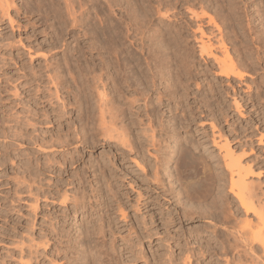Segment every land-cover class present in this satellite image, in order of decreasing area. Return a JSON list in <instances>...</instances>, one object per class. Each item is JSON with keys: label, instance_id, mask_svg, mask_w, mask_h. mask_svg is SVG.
Segmentation results:
<instances>
[{"label": "rangeland", "instance_id": "374dc122", "mask_svg": "<svg viewBox=\"0 0 264 264\" xmlns=\"http://www.w3.org/2000/svg\"><path fill=\"white\" fill-rule=\"evenodd\" d=\"M40 1L23 0L25 4L23 7L22 0H15L16 7H11L8 13V16L12 18V24L9 22L8 16L0 12V264H73L79 254L84 252V246L81 243L76 244L77 251L75 252L74 248L69 246L80 240L81 221L88 215L87 213L81 214L80 211L74 214L70 209L72 207L70 203L68 207L63 206L56 199L52 200L51 195L56 191L60 193L65 190L71 195L75 191L80 192L83 190L82 188L90 193V185H93L94 188L101 189L100 194L108 196L109 192L106 187L110 183L119 199L124 203L127 217L125 220H120V214L114 212L115 210L110 212V216L118 222L117 228H120L118 231L124 236L130 229H134V226L140 233L141 229L143 230L141 226L145 222L144 227L149 230L151 237L144 238L141 246L138 244L137 238H134V241L138 246L136 249L143 250L152 264L154 263L152 254L158 255L164 249L163 241L160 240L165 235L163 217L169 221L176 212L182 211V209L193 210L195 213L191 218L185 217L182 220L175 217L172 224L169 223L171 225L169 236L179 235L180 240L177 242L182 245L186 244L188 250L197 254L191 259L193 264L196 262L208 264L216 260L223 264V261L220 260L221 256L214 255V250L218 248L224 233L223 229L226 226L223 222L224 217L230 218L232 215L231 219H233L235 214L237 219L241 218L239 220H242L245 217L252 218V214L248 216L244 214L238 206L236 198L228 192V186L221 185L223 179L218 180V177H213L214 183H212V181L207 179L205 181L202 178L200 181V177L213 172L222 174L221 177L228 180V174L225 173L221 160L222 154L220 155L222 149L213 145L211 141L213 132L216 141H222L225 137L233 149L244 141L247 144L251 141L253 148L251 157L257 155L264 159L262 156L264 147L259 146L256 142L261 132L264 135V68H260L261 70L258 69L256 72L251 70L250 76L245 78L246 86L249 85L247 88L242 85L239 94L235 95L240 106L238 104L234 108L233 104H230L233 95L230 88L227 95L223 91L220 93L221 97L214 95L209 89V85L220 81H217L215 75L217 69H210L207 76L203 77V70L210 68L207 65L210 60L199 56L193 28H191L195 27V20L189 18L186 8L193 2L191 7L195 11L199 9L197 14L207 12V14L216 16L215 13L220 12L221 18L227 15L229 20L224 22L226 23L224 33L230 35L233 40L232 29L238 23L233 17V12L223 7L225 1L228 0H193L192 2L191 0H184L185 2L181 0L177 9L182 13L184 20L190 23L189 30L181 33L184 47L182 49L175 46L172 40H168V36L163 31V37L169 42V45L163 46V81L165 80L163 86L175 83L174 87H171L172 91L175 90L171 94L175 96L169 94L170 100L165 97L164 102L168 106L164 105L159 109L165 124L162 134L167 137L172 130L176 129L177 131L175 130V135L167 139L168 144L162 143L167 149H170L169 152H172L171 149L175 145L176 151L171 153L172 159L170 158L164 164L160 163L158 170L161 181L164 179L163 183L173 189L174 193L171 189L173 196L177 195L173 197L171 204L163 201L159 188L156 191L160 193L159 195L149 189L154 187L148 180L150 172L152 173L153 170L154 159L145 149L148 144L144 141L145 148L141 149L139 154L127 152L129 149L121 146L117 138L103 135L100 129L97 110L99 109L97 91L100 81L97 80V76L100 73V67L96 51L97 43L93 36L101 16L98 14V7L90 9L91 20L88 27L85 28L86 31H77V27L70 31L71 28L68 27L69 23L67 17L63 15L64 13L61 17L54 16L47 5L45 6L43 0ZM230 1L232 2V0ZM198 2L201 5L198 6ZM233 2L240 7V12L249 9L248 11L252 15L250 18L254 19L253 25H257L259 30H263V24L259 22L264 16V0H245V2L233 0ZM29 3L33 5V8H30ZM256 3H258L257 6ZM253 8H258L263 14L258 17L259 13L253 12ZM114 9L110 13L114 14L115 20L120 21V8L117 6ZM221 18L216 19V22L222 25ZM171 20V17L169 21L163 20V26L168 25ZM156 22L155 20L154 23ZM242 22L246 23L244 20ZM207 27L211 26L207 25ZM236 43L239 44V42ZM127 44L129 43L127 42ZM232 49L230 47L232 55L238 58L237 53ZM119 56L124 57L125 52L120 51ZM186 62L189 65L185 64ZM243 62L251 65L252 59H245ZM49 70L50 73L47 75ZM109 71L107 69V73ZM54 75L57 76V80H53ZM182 85L187 87L186 90L180 91L183 89ZM223 85L226 87L225 84ZM184 91L186 95L182 98ZM256 93L260 97L256 96ZM155 96L153 94L152 98L154 99ZM249 96L257 98L253 102ZM108 99L110 107L117 106L114 104L116 101H114L115 97L112 93L108 95ZM123 100L121 99L122 102ZM178 100L179 102L181 100L179 104ZM220 100L223 102L221 107L224 106L222 111L225 112L222 116L218 114L216 106ZM121 101L116 103L120 104ZM186 114L189 117L191 115L193 119L184 118ZM105 116L108 120L107 114ZM218 118L219 123H216ZM210 121L216 123L215 131L211 130ZM141 127V125L133 126V134L138 138L143 136V133L140 132ZM166 131L167 133H165ZM217 131L220 134L224 133L225 136L217 138ZM158 133H156V137L159 136ZM186 146L185 154L188 153V157L183 160L182 164L180 162V168L183 166L182 169H184L183 164H185L186 173L192 174L195 171L193 174L200 181L199 187L194 189V195L188 200L185 197L188 193H185L186 190L181 184V180L175 175L176 170H173L176 153L179 154L180 149ZM150 147L147 146L152 152L153 149ZM167 149L166 151H168ZM239 151V149L236 150L240 154ZM71 156L76 160L79 159L76 162L73 161V165H70L69 162ZM133 159L136 160V163ZM48 160L49 162H47ZM142 168L144 169L142 170ZM254 169L257 172L249 179L255 185V190L260 196L261 192H264V161L255 165ZM101 170L105 175L104 178L100 173ZM94 171L96 172L94 173ZM146 171L149 172L148 177L144 175ZM168 173L171 174L170 177L167 175ZM197 173L199 174L197 175ZM80 175L84 179L79 184L81 182V179L78 178ZM94 175H97L99 180L95 181ZM205 186L212 189L210 197L206 194ZM138 192L142 194L149 192L148 194L151 196L149 201H152L148 208L142 207L139 211L135 207ZM37 194L39 205L34 203ZM143 197L139 196V200ZM97 198L99 201L102 200L98 196ZM189 200H192L191 203ZM237 208H239L238 212H236ZM66 214L67 216L64 217ZM58 227L62 230V244L56 242L53 233ZM52 228L55 229L52 231ZM175 232L177 234H174ZM47 238L50 239V242L48 246L44 247L43 242ZM106 240L108 243L109 234L106 236ZM121 243L118 238L117 244L121 246ZM174 250L175 254L179 253V249L174 248ZM94 251L88 253L92 254ZM90 259L91 257L87 263L90 262Z\"/></svg>", "mask_w": 264, "mask_h": 264}, {"label": "bare ground", "instance_id": "6f19581e", "mask_svg": "<svg viewBox=\"0 0 264 264\" xmlns=\"http://www.w3.org/2000/svg\"><path fill=\"white\" fill-rule=\"evenodd\" d=\"M192 1L193 0H191V2ZM242 1L245 2V0H241V2ZM43 2L45 6L47 5L49 10L52 11L54 16L59 15L61 17L62 13H64L63 15L67 17V22L69 23L68 27L71 28L70 31H72L74 27L78 28V30L76 29L77 31L79 30L86 31L85 28L88 27L91 20L90 9H94L98 7L97 11L99 12L98 14L101 16H100L99 24L95 27L93 36H95L94 41H96L95 43H97L96 51L99 56V67H100V73L97 76V80H100L99 81L100 87L98 86V91H97L98 106H99V109L97 110L99 112L98 118H99V123L101 125L100 129L102 130L103 135L106 134L110 137L117 138V141L121 146L129 149L127 152L139 154L141 152V149L145 148L144 147L145 143L148 144L147 146H151L150 148L153 149L152 152H150L151 150L148 149L147 146L145 149L151 156H153L154 159V165L152 167L153 170L152 173L150 172V176H149L150 178H148V180H150V184L154 185V187L149 188L148 186V188L150 189V191L153 192H156L159 188V190L162 192L161 198L163 199V201L171 204L173 197H176L177 195L173 196L172 194L173 189L171 188L172 189L171 192V189L168 187V184L166 185L165 183H163L164 179L163 181H161L162 179L161 177H159L158 166L161 165L160 163L164 164L170 158L172 159L171 153H175L176 151L174 149L175 148L174 144H173L174 148L172 147L171 149L172 152H169L170 149L169 148L167 149L164 145H162V143L164 142L167 143L168 141L167 139H170V137L175 135L176 129L174 131L172 130L169 136L167 137L163 136L162 133L165 130V124L163 123V120L161 118L162 115H160L161 113L159 112V109L161 106L167 105L164 102L165 97H167L170 100L169 94H171L172 92L174 93L175 91V90L172 91L173 88H171L174 87L175 83L169 84L168 86L166 85L163 86V83L165 81V80L163 81V46L169 45L167 39L163 37V31H165V34L168 36V40H172L175 46H179V48L182 49L184 47L181 41V33L183 31H186L187 29L189 30L190 28V23L184 20L182 13L177 9L178 8L177 6L181 3V0H43ZM225 2L226 3L223 5V7L228 9V11L233 12L234 14L233 17L235 21H237L238 23L236 24V27L232 29V34L234 36L233 40L230 38V35L224 33V28L226 26V23L224 22L229 20L227 19V15L224 16V18H221L220 16L221 14L219 15L220 12L219 13L216 12L215 13L216 16H212L209 13L207 14V12L206 13L202 12L201 14H197V10L199 9H196L195 11L191 7V5H193V2L191 5L187 6L186 10L189 13V18L195 20V27L192 26L191 28H193L192 31L194 33V37H195L194 40L198 48L199 56L201 58H206L210 60L209 63H207L208 68L209 67L210 68L205 71L203 70V74H202L203 77L207 76L208 72H210V69H215V68L217 69L215 70L216 71L215 75L217 77V81L218 80L220 81L215 83H210L209 89L213 92L214 95L221 97L220 94L221 91H223L227 95L229 93V88H230L231 91L233 92L232 102H230V104L232 103L235 108V106L237 107L238 104L240 103L239 100H237V98L235 97V95L237 96V94H239V90L241 89L242 85L246 86L245 78L250 74V71L252 70L253 72H256L258 69L264 68V16L261 18L259 22L260 24H263V30L261 29L259 30L257 25L256 26L253 25L254 19L250 18L251 14L249 13L250 11H248L249 9L248 10L244 9L243 12H240L239 11L240 7L236 6L233 0L232 2L230 0ZM199 4L200 3L198 2V6ZM257 5L258 3H256V6ZM14 6H15V0H0L1 14L8 16L9 9L11 7L14 8ZM22 6L23 7L25 6L23 0H22ZM29 6L30 8H33V5H31L30 3ZM37 6L40 7L41 5H37ZM117 6L120 8L121 11V15L119 18L120 21L115 20L113 18L114 14L110 13V11L115 10L114 8ZM201 10L203 9L201 8ZM253 12L257 14L259 13L258 17L263 14L262 11L258 10V8L256 9L253 8ZM170 17L172 18V20L170 21V23H168ZM7 18H9V22L12 24V18L10 16H8ZM220 18L222 19V25L219 24V22H216V19H220ZM166 19L168 20L167 21L168 25L163 26L164 24L163 20ZM155 20L157 21L156 23H154ZM243 20L246 21V23L243 24L242 22ZM207 25L211 27L208 28ZM205 26L207 30L205 29ZM127 42L129 44H127ZM236 42H239V44ZM230 47L233 48L232 49L233 52L237 53L238 58L232 55V52L230 51ZM120 51L125 52V56L122 58L119 56ZM245 59H250V60L252 59V64L247 65V63H244L243 60ZM185 64H187V62ZM107 69L110 70L109 73H107ZM49 73L50 70L49 72L47 71V75ZM52 78L53 80L55 79L57 80V76L55 75ZM223 84H225L226 87ZM248 85L249 84H247V86ZM247 86L245 88H247ZM255 87L256 89L258 88L257 84ZM181 88L183 89L182 90L179 89V90L183 91L186 90L187 87L185 85H182ZM110 93L114 95L115 97L114 101L119 102L121 101V99H124L125 101L124 100L123 102L121 101L120 104L114 102V104H116L117 106L110 107L109 99H108V95H110ZM153 94L156 95L154 99L152 98ZM182 95H184L182 97L184 98L186 95L185 91L184 94L182 92ZM256 96H258V93H256ZM179 97L181 96L179 95ZM258 97H260V95ZM256 98L251 97L250 100L254 102ZM180 102L178 100V104ZM222 104L223 102L220 100L216 105L219 111L218 114L220 116H222L223 113H225L224 111H222L224 107V106L221 107ZM111 108L113 112H111L112 111ZM236 109L238 111V108ZM106 114L109 118L108 120L107 117L105 116ZM187 117L190 120L193 119L191 115L190 117L187 116V114L184 115V118ZM212 121H210L209 126L211 127V130L214 129L215 131L216 130L215 125L217 122L219 123V118L216 119L215 124ZM134 125L142 126L140 132L143 133L142 138L144 139H142L141 137L138 138L135 136V134H133ZM156 133H158L159 136L156 137ZM165 133H167V131ZM223 135L224 133L220 134L219 131H217V138H222ZM259 135L256 142L259 146L264 147V135L262 132ZM211 141L213 145L222 149L220 155L222 154L221 160L223 161L222 164L224 166V170L226 171L225 173L228 174V180H225V178L221 177L222 174L221 175L214 174L211 171L212 173H207L206 175H204L205 174L204 173L203 174L204 176L200 177V181L202 178L205 181L207 179L208 181H212V183H214L213 177H218V180L223 179L224 181L223 184L221 185L224 187L228 186V192L232 194L234 198H236L239 204L238 206L242 209L244 214H246L247 216L249 214H252V218L245 217L242 220H239L241 219L239 217H238L239 219H237L236 218L237 216L235 217V214H234L235 219L234 218L231 219L232 215L230 216V218L225 216L224 220L222 219L223 222L226 224V226L223 229L224 233L222 234V238L219 241V246L214 250V255L216 256L220 255L222 258V259L220 258V260L223 261V264H264V192L262 191L261 195L259 196L255 190L256 189L255 185H253V182L250 181L249 179V177L253 176L254 173L257 172L255 171L254 166L255 165L257 166V164L262 163L264 159L259 158L256 154H255L256 156H253V158L251 157L253 153V148H252V142L250 140H249L250 141L249 144H247V142L244 141L242 144L240 145L238 144V146H236L233 149L229 145L228 139H226L225 137L223 138L222 141L221 140L216 141L213 132ZM239 142L241 143L242 141ZM180 147L182 148V146ZM166 149L168 151H166ZM186 149L187 146L184 147L183 149H180L181 151L179 152V154L176 153L177 156L174 159L175 168H173V170L174 169L176 170L175 175H177L178 178L181 180L179 181L185 188L186 190L185 193L186 192L188 193L185 196L186 200H188L189 198H191L192 195H194L193 194L194 189H197L196 187H199L200 181L198 180L199 178L197 179L196 178L197 176L193 174L195 171L194 172L192 171L193 172L192 174L186 173L185 168L187 167L185 166V164H183L184 169H182L183 166L182 168H180V165L183 163V160L184 159L186 160V158L188 157L187 156L188 153L187 155L185 154L187 152ZM238 149L240 150L239 152H241L240 154L236 152V150ZM247 149L249 150L247 151ZM78 160L79 159L76 160L71 156V159H69L70 165L71 164L73 165L74 162ZM133 160L136 163V160L135 159ZM47 162H49V160ZM194 162L196 161L194 160ZM204 162L206 163V160H204ZM189 165L191 164L189 163ZM92 166L94 168L93 164ZM143 169L144 168H142V170ZM96 171H94V173ZM100 173L104 178L105 175H103V170H101ZM148 173L149 172L146 171L144 175L147 176ZM169 173L167 174L168 176L171 175ZM198 174L199 173H197V175ZM94 176L96 177L97 175ZM78 178L81 179V182H79V184L82 183L84 177L80 175ZM97 180H99V177L95 178V181ZM110 184L106 187L109 192L108 196L104 194H100L101 189L94 188L93 185H90V193H88L85 188H82L83 190H81L80 192L75 191L71 195L67 193L66 190L60 193L56 191V193L53 195H51L52 193L50 194L52 200L56 199L57 202H59V204H62L63 206L65 205L66 207H68L70 203L72 205L70 209L74 214L80 211L81 214L87 213L88 215L87 218L81 221L82 223L80 225V233H79L80 240L75 241L74 244L69 246L71 248H74V252L77 251L76 244L78 245V243H81L84 246V252L82 251L79 254L78 258L74 260L75 262H73V264H139L142 262L144 264H152L150 262L149 257L145 255L143 250H141L140 248H139L140 250L136 249L137 244L134 241V238H137L138 244L141 246L144 238L151 237V233L148 232L149 230H147L146 227H144V225H146L145 222H143L144 225L141 226L143 230L140 228L141 229L140 233L137 231V229L134 226V229L133 228L130 229L131 231L129 230L128 234L124 236L119 233L120 231H118V229H120L117 228L118 222H116L115 219L110 216V212H113L115 210L114 212L120 214L119 215L120 220H125L127 217L126 207L124 206V203L121 201V199H119L117 192L113 190V186L112 184L111 185ZM205 188L207 190L206 194H208L210 197L212 189L208 186L207 187L205 186ZM148 193L146 192L145 194H142L141 192H138L137 194L138 200L136 201V205H135L138 211L139 209L141 210L142 207L148 208L149 205H151L152 201H149L151 196ZM159 194H160L159 192H156V195ZM97 196L103 201L102 200L99 201ZM105 196H106V201H105ZM139 196L140 198L143 196L145 197L139 200ZM38 197L39 196L37 194L34 201L36 205L38 204V200H39ZM238 210L239 208H237V211L236 210L235 211L238 212ZM194 213L195 211L193 210L186 211L182 209V211L176 212L175 215L172 216V218L169 221H166L163 217V226H164L165 235L160 240L163 241L162 243L164 249L163 252L161 251L162 253H159L158 255L152 254L153 256L152 258L154 260L153 264H193V261L191 259L195 257L197 254L194 252L192 253L191 250H188L186 244L182 245L179 244V242H177V240H180L179 235L169 236L170 234L169 228L171 226L170 224H172L173 222V219L175 220L176 218H178V220L179 219L182 220V218L185 217L191 218V216ZM66 216L67 214L64 217ZM54 229L55 228H52V231ZM53 233L56 242L58 244H62L63 243L62 230H60L58 227L55 229V232ZM107 233L110 236V240L108 243L106 240V236L108 235ZM174 234L177 233L175 232ZM118 238L122 242L121 246L117 244ZM49 242L50 239L47 238L46 241L43 242V246L44 247L48 246ZM174 248L179 249V253L175 254ZM93 250H95L94 253L92 254L88 253ZM182 250H185L186 254H184L185 251L183 252ZM201 255L204 254L201 253ZM89 257H91V259L90 262L87 263ZM196 264H201V262H196ZM208 264H221V263H219V260H216L214 262L211 261Z\"/></svg>", "mask_w": 264, "mask_h": 264}]
</instances>
